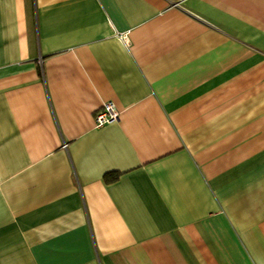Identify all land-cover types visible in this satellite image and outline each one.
I'll return each instance as SVG.
<instances>
[{"label": "crops", "instance_id": "obj_1", "mask_svg": "<svg viewBox=\"0 0 264 264\" xmlns=\"http://www.w3.org/2000/svg\"><path fill=\"white\" fill-rule=\"evenodd\" d=\"M0 264H264V0H0Z\"/></svg>", "mask_w": 264, "mask_h": 264}, {"label": "built area", "instance_id": "obj_2", "mask_svg": "<svg viewBox=\"0 0 264 264\" xmlns=\"http://www.w3.org/2000/svg\"><path fill=\"white\" fill-rule=\"evenodd\" d=\"M122 40L125 41V35L121 36ZM119 118V112L115 108L112 102H106L97 111L94 122L95 126L99 127L104 124H110L116 122ZM65 146V145H64Z\"/></svg>", "mask_w": 264, "mask_h": 264}]
</instances>
